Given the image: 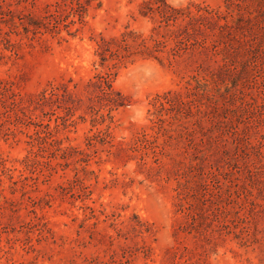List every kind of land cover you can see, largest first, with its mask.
<instances>
[{"label":"rangeland","instance_id":"374dc122","mask_svg":"<svg viewBox=\"0 0 264 264\" xmlns=\"http://www.w3.org/2000/svg\"><path fill=\"white\" fill-rule=\"evenodd\" d=\"M262 102L264 0H0V264H264Z\"/></svg>","mask_w":264,"mask_h":264},{"label":"trees","instance_id":"16d2710c","mask_svg":"<svg viewBox=\"0 0 264 264\" xmlns=\"http://www.w3.org/2000/svg\"><path fill=\"white\" fill-rule=\"evenodd\" d=\"M152 3H153V1H152ZM154 4H155V8H159V9L163 8V14L164 15L167 12H170V14L166 15V17H169V16L174 17L175 15H177V13H179L178 9H175V8L171 7L170 5L166 4L164 1L162 2V5L161 4H157V6H156V2H154ZM163 6H165V7H163ZM161 98H163V97L159 96L157 99L159 100L160 105H163V101L161 100ZM263 104H264V102H262V105ZM260 115H261L260 117H264V114H261V112H260Z\"/></svg>","mask_w":264,"mask_h":264}]
</instances>
